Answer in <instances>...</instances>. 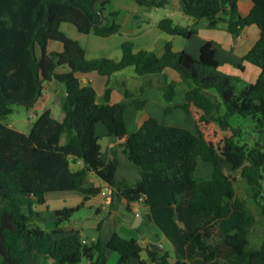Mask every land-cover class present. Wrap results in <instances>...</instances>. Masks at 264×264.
<instances>
[{"label": "trees", "instance_id": "1", "mask_svg": "<svg viewBox=\"0 0 264 264\" xmlns=\"http://www.w3.org/2000/svg\"><path fill=\"white\" fill-rule=\"evenodd\" d=\"M111 0H0V256L2 264H41L51 259L55 264H108L109 251L118 255L117 264L139 260L141 264H168L169 254L142 247L138 239H125L113 232L108 240L98 237L87 242L80 233L65 235L62 226L84 208L56 211L53 231L46 230L36 206L46 203L45 196L55 192H80L84 202L102 193L103 188L87 187L93 174L115 190L126 202L129 212L147 207L146 195L152 186L181 184L189 190V208L205 221L200 231H185L186 244L204 254V262L216 259L210 240L232 249L227 264H264V237L259 246L252 238L258 230L264 234V145L260 140L250 147L240 145L241 127H234V116L251 118L254 132H264V0H251L253 8L243 17L240 0H180L192 26H184L166 17L158 29L169 37L191 39L198 25L205 21L210 29L224 28L239 41L246 27L256 26L260 39L239 65L260 70L255 82L221 72L216 59V44L206 43L198 59L173 49L168 42L159 57L153 50L137 48L131 42L121 45V59L107 56L87 57L79 42L67 37L61 25L70 24L82 35L109 38L121 33L117 18L120 12L105 15ZM148 8H161L166 0H136ZM137 20L140 17L136 15ZM62 44L61 53H50V42ZM38 50L40 53H38ZM67 72L59 73V68ZM127 68L138 77H156L153 84L141 86L139 94L151 88L163 91L167 102L175 95V83L166 70L174 71L188 87L180 106L195 122V132L181 127L147 120L131 136L127 135L125 110H142L145 101L124 92V102L111 104V89L106 88L104 103H97L92 85H81L79 75L97 74L110 78ZM47 86V88L45 87ZM53 89L64 86L62 122L45 108ZM215 91V94L211 93ZM130 99V100H128ZM22 105L36 119L28 133L6 124L12 105ZM42 108V109H41ZM173 110L168 106L166 113ZM37 111V112H36ZM103 123L110 137L118 141L117 157L105 163L95 126ZM66 142L62 144V137ZM122 150L139 177L134 183L118 178ZM213 166L212 178L197 177L198 161ZM81 164L80 167L75 165ZM244 186L238 188L237 186ZM243 196H240V194ZM232 211L242 212L244 220L232 233H222L220 222ZM116 220L118 213L109 212ZM101 230V223L97 226ZM59 239L54 237L61 235ZM174 264H187L180 258Z\"/></svg>", "mask_w": 264, "mask_h": 264}, {"label": "crops", "instance_id": "2", "mask_svg": "<svg viewBox=\"0 0 264 264\" xmlns=\"http://www.w3.org/2000/svg\"><path fill=\"white\" fill-rule=\"evenodd\" d=\"M166 1L169 3V0ZM178 1L180 6L178 12H173L170 18L174 20V17H179L183 20L184 26H192L194 24L193 19L184 14L180 0ZM252 8L253 3L251 0L239 1V12L243 17L249 15ZM113 12H120L117 18V23L120 25L121 30L119 35L109 38L82 35L75 27L66 23L61 25V30L69 35V37H74L73 39L79 42L86 50L89 59L98 58L105 54L111 59L120 60V47L125 42H131L137 48L153 50L159 57L164 54L166 44L171 42L176 52L184 51L198 59L201 48L206 43L213 42L220 45L216 50V59L222 65L220 68L221 72L227 75L240 77L247 82H255L260 75V70L257 67L248 64L245 65L244 71L239 70L242 58L248 54L260 39V31L256 26L246 27L242 38L235 43L232 35L224 28L210 29L207 27L205 21H201L198 25L197 34L191 39L185 40L180 37H164L162 35L163 33L158 29V24L156 27L150 28L149 19L145 17L147 7L138 4L136 0H111L105 11V15ZM136 15L140 17V21L137 20ZM77 34L84 36V38L78 37ZM52 46H54L53 51L56 53H61L63 51L62 44L58 42L52 41ZM38 53H40L39 50ZM67 71L68 69L64 67L57 70L59 73ZM165 73L175 84L182 83L181 78L174 71L166 70ZM120 74H125L126 77L116 78V76H120ZM113 78H115V83L117 84V88L114 90L111 88ZM127 80H133L135 82V88L138 89L137 93L140 95L139 99L145 101V106L142 109L143 113L139 116H137L138 109L135 107H128L125 110L124 118L128 136L136 133L141 126L151 118L156 119L165 126L181 127L195 132V122L193 118L180 108L185 99H181L179 102H176V99L167 102L163 91L159 88L151 92L146 91L139 94L141 86L147 84V82L154 84L157 80L156 77H151L149 79L137 77L133 68H127L114 74L110 78L97 74L79 75L81 85H92L95 89L98 104L104 103L98 99V96H104L107 85L111 89V104L125 101L124 92L128 91L132 93L128 89ZM45 87L47 88V86ZM59 89L61 88L57 87L53 89L50 93L49 100ZM65 95L66 92L64 93V96ZM114 95H116V97H113ZM175 95H179L177 89L175 90ZM49 100L46 102L45 108H49ZM62 100L61 98V105ZM168 106L172 107L173 110L167 114L166 109ZM51 114L52 117L59 122L64 120L65 114L63 111L57 118L53 116L52 110ZM167 115H172L173 117L167 119V117H165ZM8 125L14 128L11 124ZM95 135L99 139L109 138L106 150L103 152L105 163L109 164L117 157L116 147L118 141L110 137L103 123L96 124ZM261 139L264 141V132L261 135ZM61 142L62 144L66 142L65 136L62 137ZM118 156L121 161L118 170V178L126 179L130 183H134L139 175L130 166L128 156L122 150H120ZM80 166L81 164L75 165V168ZM212 173L213 166L210 163L202 160L198 161L196 170L197 177L210 180L212 178ZM91 185L102 187L103 190L100 195L91 198L87 202H84V195L80 192L69 191L47 194L45 196L46 203L43 206L35 207L36 211L39 212L44 219L45 229L48 231L54 230L57 222L56 211L64 208H75L84 203V208L75 214L70 222L62 226V231L65 235L69 236L78 232L83 236L85 241L91 242L98 237L108 240L113 232H117L118 235L125 239L134 238L140 240L144 248L149 246L150 243L162 244L163 251L159 253L162 254L167 252L169 254L168 264H174L178 258L185 261L187 264H206L204 262V254L196 246L186 244L184 233L189 230L200 231L212 222V219L205 221L203 216L198 215L189 208L186 201L190 199L191 194L183 185L170 184L150 187L146 195L147 207L135 209L133 212H129L127 209V202L115 190L105 185L93 174L89 175L87 187ZM238 188L245 189L244 186L239 185L237 186V189ZM240 196H243V194L241 193ZM110 211L118 213L116 220L109 217L108 214ZM243 220L244 215L242 212L232 211L226 219L220 222L219 230L222 233H232L242 224ZM99 223H101V230L98 232L97 226ZM61 237L62 234L54 238L59 239ZM211 240L214 241L213 244ZM211 240L210 244L215 246L216 259L210 264H227L226 258L232 254V249L222 242H216L214 239ZM145 260H147V254L143 252L139 260L128 264H141V261ZM107 261L108 264H117L118 255L109 251L107 253ZM27 263L34 264L33 255L28 256ZM0 264H2L1 256ZM41 264H55V262L51 259H47ZM80 264H90V262L83 261Z\"/></svg>", "mask_w": 264, "mask_h": 264}, {"label": "rangeland", "instance_id": "3", "mask_svg": "<svg viewBox=\"0 0 264 264\" xmlns=\"http://www.w3.org/2000/svg\"><path fill=\"white\" fill-rule=\"evenodd\" d=\"M168 2L169 3H167L164 7H161V8H148L146 6L147 12L145 13V17H147L149 19L150 28L156 27L157 24L159 23V21H161L163 18H166V17L170 18V16L173 14V12H178V9L180 7L179 1L178 0H169ZM174 20L176 23H178L180 25H185L183 20H181V18H179V17H174ZM65 35L67 37H69V35H67V34H65ZM77 35H78V37L84 38V36H81L79 34H77ZM162 35L164 37H169L168 35H166L164 33ZM69 38L73 39L74 37H69ZM219 46L220 45H218L216 43V47L218 48ZM53 47L54 46H52V42H51L48 46V50L50 53L54 52ZM61 48H62V46H61ZM101 56H106V55L104 54ZM124 76L126 77L125 74H120V76L118 75V76H116V78L117 77H124ZM140 78H142V77H140ZM182 83L181 84H175L177 91H179V95H174L172 101H174L176 99V102H179V101H181V99L182 100L184 99L185 92L188 90V87L185 83H183V84ZM127 84H128V89L134 94V99L140 98V95H138V93H137L138 89L135 88V82L133 80H127ZM60 88L61 89H59L57 91V93H54L52 95L51 99L48 102V107L52 110L53 116L55 118H57L58 115L60 113H62V107H61L60 102H61V98L63 99L64 93L66 92L64 86H61ZM111 88L113 90L117 88V84L115 83V78H113V80L111 82ZM48 90H50L52 92L53 87L49 86ZM153 90H156V88H151L148 90V92H151ZM211 93L215 94V91H211ZM113 97H116V95H114ZM59 99H60V101H59ZM98 99H100L102 102H104V96L99 95ZM128 100H130V99H128ZM121 102H124V101H121ZM12 109H13V113L6 120V124H11L16 130H19L23 133H28L30 131L31 125L34 123V121L36 119L22 105H18V104L12 105ZM141 111H143V110H141ZM139 115H140V112L138 110L137 116H139ZM165 117H167V119H170L173 116L167 115ZM230 122L234 127H241V129L243 130V135L238 140V143L240 145L247 144L248 146L252 147L255 144L256 140H260L261 143L264 145V141L261 139L262 134L257 135L254 132V126L255 125H254V122L251 118H243L240 116H234L233 118H231ZM263 186H264V181H263ZM43 227L45 228L44 225H43ZM263 237H264L263 231L258 230L256 232V234L254 235V237L252 238L253 246H259L260 243L262 242Z\"/></svg>", "mask_w": 264, "mask_h": 264}, {"label": "water", "instance_id": "4", "mask_svg": "<svg viewBox=\"0 0 264 264\" xmlns=\"http://www.w3.org/2000/svg\"><path fill=\"white\" fill-rule=\"evenodd\" d=\"M139 112H140V115L143 113V111H141V110H139ZM108 141H109V138H108V137H106V138H101V139H98V140H97V143H98V144L101 146V148H102V152H105L106 147H107V145H108ZM211 243L213 244L214 241L211 240ZM149 246H150V248H151L153 251H155V252H162V251H163V246H162V244H160V243H150Z\"/></svg>", "mask_w": 264, "mask_h": 264}]
</instances>
